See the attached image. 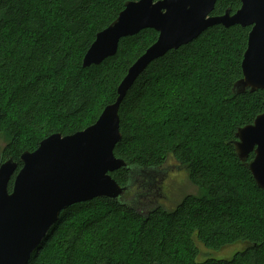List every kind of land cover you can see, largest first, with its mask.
<instances>
[{
	"label": "trees",
	"instance_id": "16d2710c",
	"mask_svg": "<svg viewBox=\"0 0 264 264\" xmlns=\"http://www.w3.org/2000/svg\"><path fill=\"white\" fill-rule=\"evenodd\" d=\"M127 1L0 0L2 159L13 157L19 170L24 151L35 150L52 133L87 128L116 100L128 69L158 32L146 29L122 38L117 53L100 64L83 67V57ZM240 7L241 0H218L211 14L227 9L233 14ZM250 30L218 25L170 50L140 75L119 111L122 138L115 155L139 171H165L167 160L174 158L199 193L186 195L172 208L154 207L150 214L102 197L74 204L62 211L29 264H78L83 255L86 264H264V190L232 143L238 127L264 112V90L233 91L243 77ZM198 73L207 105L198 102L193 108L185 89L169 87L166 97L189 108L185 117L191 124L166 136L156 133L146 101L153 90L157 102V81L192 79ZM202 115L213 119L207 136ZM213 138L217 141L203 150ZM112 176L121 185L131 177L123 169ZM234 244L244 247L229 258H201L202 248L218 251Z\"/></svg>",
	"mask_w": 264,
	"mask_h": 264
},
{
	"label": "water",
	"instance_id": "95a60500",
	"mask_svg": "<svg viewBox=\"0 0 264 264\" xmlns=\"http://www.w3.org/2000/svg\"><path fill=\"white\" fill-rule=\"evenodd\" d=\"M217 1L128 0L118 17L96 34L83 57V67L100 64L115 55L122 38L146 29L155 30L158 37L130 66L117 88L116 100L92 125L73 134L57 132L45 137L35 150L21 154L23 165L19 170L13 157H0V264H29L59 222L62 211L74 204L102 197L128 209L152 212L138 209L139 196L129 199L125 195L143 179H161L167 168L139 171L118 158L114 149L122 138L119 111L129 90L152 62L170 50L193 42L218 25L250 26L242 60L243 77L234 84L233 91L242 94L264 90V71H249L252 49L259 48L264 60V0H241V7L233 14L227 9L214 16L211 13ZM232 143L236 156L264 190V112L252 123L238 127ZM252 153L254 157L250 159ZM121 169L131 175L125 185L112 176ZM149 186L150 182L144 183L143 189Z\"/></svg>",
	"mask_w": 264,
	"mask_h": 264
},
{
	"label": "rangeland",
	"instance_id": "374dc122",
	"mask_svg": "<svg viewBox=\"0 0 264 264\" xmlns=\"http://www.w3.org/2000/svg\"><path fill=\"white\" fill-rule=\"evenodd\" d=\"M202 77V73H198L192 79H177L174 77H166L164 79H159L156 85V98L157 102L154 98V92L152 90L151 94L147 98L146 101V112H148L151 116V122L154 127L156 133H159L161 136H166L170 134L175 128L187 129L190 127L189 120L185 117V112L189 109L186 106L184 108L181 105L176 104L175 102H171L166 97V92L169 87H176L179 92L181 89H185L189 96V102L187 103L191 107H195L198 102L206 104L205 100L200 94L199 85L200 78ZM201 99L199 101H195V98ZM211 105L213 104L211 101H208ZM207 105V104H206ZM214 105H218L214 103ZM219 107V105H218ZM209 112L208 109L200 110L199 113ZM206 114V113H204ZM201 121H204L203 127L205 129V135L207 136L212 131V126L210 122L213 119L207 118V116H199ZM186 130V131H187ZM214 138L212 140H206V145H203V150H209L210 144L215 142ZM204 143V142H203ZM202 143V144H203ZM5 145V140H0V147ZM209 147V148H205ZM164 168H167V172L164 175L168 174L166 181L165 194L168 198H161L159 204L165 205L167 208H172L174 205L179 203L186 195L188 194H198V190L196 186L190 181L188 172L185 168L180 167L179 163L174 160V158H169ZM156 178H159L156 176ZM148 181V180H147ZM142 192H151L149 195V199H146L144 193ZM126 196V195H125ZM155 196V186L149 188L147 190L142 189L139 194V203L138 209L140 210H149L155 207L158 203H154ZM129 197V196H127ZM126 197V198H127ZM244 247L243 244H234L231 246L224 247L221 250H208L202 248L201 258L204 256H209L213 258H229L231 257L237 250H240ZM88 257L86 255L80 256L78 264H86Z\"/></svg>",
	"mask_w": 264,
	"mask_h": 264
},
{
	"label": "flooded vegetation",
	"instance_id": "af4514ba",
	"mask_svg": "<svg viewBox=\"0 0 264 264\" xmlns=\"http://www.w3.org/2000/svg\"><path fill=\"white\" fill-rule=\"evenodd\" d=\"M180 167H181V165H180ZM166 175L168 176V174H166ZM166 175L162 176L161 179L155 178L152 181H149V180L147 181V180L143 179V181L140 182L139 186H136L133 188V191L131 193L132 195L130 197L133 198V197L139 196V194L141 193V190L143 189V184L150 182L152 184L151 187L155 186L154 203H158V202L161 203L160 202L161 198H164V199L168 198V196L165 194L166 181H167ZM142 193H144V195H145V192H142ZM146 194H147V192H146ZM150 194H151V192H150ZM145 197H146V199H149L150 196L145 195ZM159 203L156 205L157 206L156 209H159L160 207H164V208L166 207L165 205H162Z\"/></svg>",
	"mask_w": 264,
	"mask_h": 264
},
{
	"label": "snow or ice",
	"instance_id": "6c2138e0",
	"mask_svg": "<svg viewBox=\"0 0 264 264\" xmlns=\"http://www.w3.org/2000/svg\"><path fill=\"white\" fill-rule=\"evenodd\" d=\"M249 65V71L251 73L264 71V60H262L259 48L251 50Z\"/></svg>",
	"mask_w": 264,
	"mask_h": 264
}]
</instances>
